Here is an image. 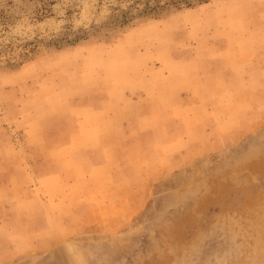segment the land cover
Returning a JSON list of instances; mask_svg holds the SVG:
<instances>
[{
	"label": "rangeland",
	"instance_id": "rangeland-1",
	"mask_svg": "<svg viewBox=\"0 0 264 264\" xmlns=\"http://www.w3.org/2000/svg\"><path fill=\"white\" fill-rule=\"evenodd\" d=\"M145 2L0 0V264H264V0ZM155 106L131 189L111 192L125 207L56 208L71 220L49 238L30 193L59 167L47 147Z\"/></svg>",
	"mask_w": 264,
	"mask_h": 264
},
{
	"label": "crops",
	"instance_id": "crops-1",
	"mask_svg": "<svg viewBox=\"0 0 264 264\" xmlns=\"http://www.w3.org/2000/svg\"><path fill=\"white\" fill-rule=\"evenodd\" d=\"M154 108L153 113L144 117L135 116L125 110L121 113L102 110L98 115V123L87 125L80 122L65 143L47 147L50 160L59 167L53 172L51 170L46 173L38 184L34 183L30 193L34 194L37 190L45 193L44 199L40 197L36 199L37 202H43L46 207L45 213H41L45 214L47 219L49 238L54 240L59 238L54 234V225L71 220L69 216H59L55 211L56 208L59 210L63 206H96L101 215L107 214L108 217H113L115 210L125 207L123 203L116 201L117 198L111 199V192L131 189L130 176L133 172L130 169V152L133 144L139 142L143 135L152 133L150 129L163 126V123L161 121L158 123L155 117L158 106ZM174 141L170 142L171 147L180 144V141ZM95 149L101 154V159L97 163L85 167L83 163L75 161L78 153ZM139 149L140 147H136L137 151ZM159 151L162 153L161 148ZM138 158L135 156V159ZM65 161L66 166H64ZM138 173L143 175L140 170ZM14 187L17 192L22 190L21 186ZM88 198L93 199L94 203L83 202ZM13 199L20 201L17 195Z\"/></svg>",
	"mask_w": 264,
	"mask_h": 264
},
{
	"label": "trees",
	"instance_id": "trees-1",
	"mask_svg": "<svg viewBox=\"0 0 264 264\" xmlns=\"http://www.w3.org/2000/svg\"><path fill=\"white\" fill-rule=\"evenodd\" d=\"M138 1H142V0H138ZM163 0H154V4L152 6H150L148 4V0H146L145 2V8H144V12H142V14H146V12H150V11H154L155 10H161L163 8H165L166 6L172 5L174 7H178L180 6V4H184L185 6H190V0H165V3L163 5H160L159 2H161ZM208 0H196L197 3H205ZM128 21L127 18V13H123L121 15V20H120V24H126Z\"/></svg>",
	"mask_w": 264,
	"mask_h": 264
}]
</instances>
